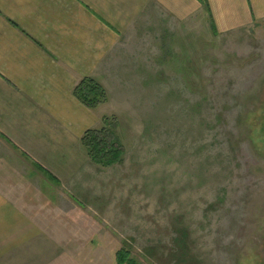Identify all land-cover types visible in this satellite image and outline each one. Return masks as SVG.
Wrapping results in <instances>:
<instances>
[{
    "label": "rangeland",
    "instance_id": "374dc122",
    "mask_svg": "<svg viewBox=\"0 0 264 264\" xmlns=\"http://www.w3.org/2000/svg\"><path fill=\"white\" fill-rule=\"evenodd\" d=\"M98 82L94 129L115 124L120 163L86 155L54 170L58 186L27 164L0 179V202L57 253L47 264H117L122 249L134 264H264V25L132 34Z\"/></svg>",
    "mask_w": 264,
    "mask_h": 264
},
{
    "label": "crops",
    "instance_id": "0c3cea01",
    "mask_svg": "<svg viewBox=\"0 0 264 264\" xmlns=\"http://www.w3.org/2000/svg\"><path fill=\"white\" fill-rule=\"evenodd\" d=\"M198 24L219 36L254 31L264 25V0H0V179L27 164L60 185L55 172L85 158L81 139L101 124L74 95L77 85L100 81L128 36L153 40ZM5 199L0 264H47L57 253L32 232L24 207Z\"/></svg>",
    "mask_w": 264,
    "mask_h": 264
},
{
    "label": "trees",
    "instance_id": "16d2710c",
    "mask_svg": "<svg viewBox=\"0 0 264 264\" xmlns=\"http://www.w3.org/2000/svg\"><path fill=\"white\" fill-rule=\"evenodd\" d=\"M74 95L86 107L95 110L107 102V96L94 78H84L75 88ZM103 126L87 131L81 139V147L93 164L108 168L123 159V145L115 132V124L103 117ZM51 179L55 180L49 173ZM124 249L117 253V264H134L128 260Z\"/></svg>",
    "mask_w": 264,
    "mask_h": 264
}]
</instances>
